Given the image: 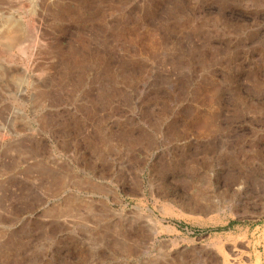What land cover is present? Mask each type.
I'll list each match as a JSON object with an SVG mask.
<instances>
[{
  "label": "rangeland",
  "instance_id": "rangeland-1",
  "mask_svg": "<svg viewBox=\"0 0 264 264\" xmlns=\"http://www.w3.org/2000/svg\"><path fill=\"white\" fill-rule=\"evenodd\" d=\"M17 1L0 264H264V0Z\"/></svg>",
  "mask_w": 264,
  "mask_h": 264
},
{
  "label": "bare ground",
  "instance_id": "bare-ground-1",
  "mask_svg": "<svg viewBox=\"0 0 264 264\" xmlns=\"http://www.w3.org/2000/svg\"><path fill=\"white\" fill-rule=\"evenodd\" d=\"M16 1V0H15ZM19 1V0H18ZM17 1V2H18ZM36 36V35H35ZM35 42V41H34ZM21 43V42H20ZM17 44V43H16ZM19 44V43H18ZM39 44V43H38ZM23 44H19V45H17L16 46V48L17 49H19L21 46H22ZM36 43H33V45H31V47H30V49H31V54H32V56L34 55V51L36 50ZM23 48V47H22ZM26 48V47H25ZM21 49V48H20ZM23 50V49H22ZM25 50V49H24ZM17 51V50H16ZM37 51V50H36ZM35 51V52H36ZM19 54H21V53H19ZM36 55V54H35ZM37 58V57H36ZM26 60V59H25ZM27 61V60H26ZM35 64L36 63H34V62H31V61H29V64L27 65V69H32L33 70V68H34V66H35ZM23 67V66H22ZM25 93V87H24V85H20L19 86V88L17 89V92H16V94L17 95H19V96H21V95H23ZM11 113V112H10ZM9 113V114H10ZM7 120V119H6ZM3 138V137H2Z\"/></svg>",
  "mask_w": 264,
  "mask_h": 264
}]
</instances>
